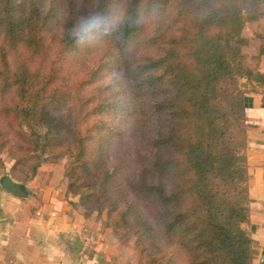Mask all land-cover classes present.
I'll return each instance as SVG.
<instances>
[{
  "label": "trees",
  "instance_id": "16d2710c",
  "mask_svg": "<svg viewBox=\"0 0 264 264\" xmlns=\"http://www.w3.org/2000/svg\"><path fill=\"white\" fill-rule=\"evenodd\" d=\"M263 1L117 0L131 17L118 38L113 36L122 48H131L120 52L121 58L132 60L125 67L126 79L152 103L154 133L148 156H139L134 187L143 214L151 219V224L144 218L139 221L142 236L137 237L143 257L152 255L150 264H173L177 253L184 264H252L253 241L245 229L250 213L245 95L246 84L260 82L263 76L258 66L247 63L241 47L243 24L246 18L262 17ZM112 2L87 0L86 12L105 13ZM154 5L163 13L157 27L132 22ZM12 8L13 1L0 0V43L5 41L11 50L3 56L0 91L16 99L2 103V119L7 116L18 124L22 141V129H28L32 143H41L51 161L68 158L66 172L80 187L79 203L87 215L110 206L117 210L109 201L110 177L101 139L96 147L90 146L92 133L105 127L89 118L99 117L107 105L88 99L64 117L57 106L62 87L55 85L61 67L30 71L23 63L29 58L17 56L22 47L19 56L62 61L69 48H76L75 41L65 37L63 28L59 32L49 28L48 15H39L34 8L21 29ZM34 15L39 25L34 26ZM58 61L52 64L60 65ZM12 131L9 128L6 135L12 136ZM96 169L98 175L92 173ZM112 212L107 214L110 226L117 229L129 223L125 211L116 220ZM161 244L170 249L163 250Z\"/></svg>",
  "mask_w": 264,
  "mask_h": 264
},
{
  "label": "rangeland",
  "instance_id": "374dc122",
  "mask_svg": "<svg viewBox=\"0 0 264 264\" xmlns=\"http://www.w3.org/2000/svg\"><path fill=\"white\" fill-rule=\"evenodd\" d=\"M11 1L15 5L12 10L16 11L15 14L18 16L19 25H22L21 29L23 30L27 25L25 24L26 15L33 8L38 9L39 15H48V27L56 32L62 29L57 21L58 15L62 18L71 19L87 10V0ZM261 7L263 17L264 1ZM262 17L246 18L242 28L244 42L241 47V53L246 56L247 63L253 67L258 66L260 51V41L255 37L253 22L258 21ZM36 19L37 16L34 15V26L40 24ZM45 32L42 30L41 35L46 36ZM41 35H38V32L36 33L37 38ZM0 37L2 36L0 35ZM75 46L76 48L73 49L71 47L66 51L68 56L62 61L52 58V62L49 61L47 63V61L42 60L40 55L31 56V54L27 55V53L19 56L18 53L23 49L22 47L17 51V56L21 60L25 57L29 58L23 63L27 62L29 64L30 71L36 68L43 73V69L56 70L57 67H61L62 74L58 80L56 78L57 82L55 85L58 84L59 87H62V92L57 96L60 100L57 106L60 107L64 117L68 118L69 112L73 111L76 106L83 105V102L88 99L99 100V102L102 101L103 104L107 105L108 108L99 117L90 116L89 118L90 123L101 121L105 127L100 132L92 133L93 142L90 146L96 147V141L101 139L102 158L105 161L110 177L109 201L112 200L116 207L118 206V209L116 210L115 207L110 206L108 209L105 208L100 212L96 211L91 214L96 215L101 220L105 230L111 233L108 237L112 240L115 239L121 251L126 253L122 264H150L152 255L149 253L143 257V250L138 245L137 237L142 236L141 229H139V221L144 218L151 224V219H148L143 214L144 207L135 198L134 187L137 182L138 168L141 164L139 156H148V143L154 133L151 100L143 91L136 89L126 79L125 67L132 60L130 56H128L130 58H121L120 52L123 50L125 52V49L130 51L131 48L129 46L122 48V44L115 37L107 35L104 39L100 37L89 43L75 41ZM7 49H9L8 44L2 41L0 43V68L3 65V56L11 51H7ZM53 61L54 63H57V61L58 64L61 63L56 66L52 64ZM251 85L248 86L246 84L248 90H250ZM11 99L16 102L15 97L10 92L3 95V92L0 91V107L4 105L2 104L3 102ZM9 128L13 129L11 132L13 133L12 136L6 135ZM44 130L43 128H37V131L41 134L44 133ZM22 131L23 141L17 136L18 132L21 133L18 124L7 116L2 119L0 114V174H10L13 169L17 173L18 179L26 181L35 175L37 168L41 164L59 163L63 166V177L66 181L67 191L75 194L76 205L85 213H88L79 203V185L74 183L66 172L68 158L62 157L54 162L51 161L50 157L52 156L48 152L43 153L41 151V143H32L33 138L29 130L23 128ZM75 171H78V169L76 168ZM80 172L82 175L84 174L83 171L80 170ZM92 173L98 175L99 170H93ZM104 189L107 190V184L104 185ZM129 205L133 207L132 210L129 209ZM109 209L113 211L112 217L115 220L119 218L121 212L125 211L126 220L129 223L117 229L110 226L107 221ZM134 211V214L131 213ZM161 246L165 251L170 249L163 244ZM174 256L173 264H184V260L178 253Z\"/></svg>",
  "mask_w": 264,
  "mask_h": 264
},
{
  "label": "crops",
  "instance_id": "0c3cea01",
  "mask_svg": "<svg viewBox=\"0 0 264 264\" xmlns=\"http://www.w3.org/2000/svg\"><path fill=\"white\" fill-rule=\"evenodd\" d=\"M260 41L258 72L245 95L247 121V185L249 223L245 229L253 241L252 264H264V16L253 22ZM14 171V173H13ZM3 174H0V177ZM13 180L31 190L27 199L15 198L0 187V264H122L126 253L108 237L101 220L76 205L67 191L63 166L41 164L31 178ZM93 233L94 245L83 250L82 235Z\"/></svg>",
  "mask_w": 264,
  "mask_h": 264
},
{
  "label": "clouds",
  "instance_id": "9594fccd",
  "mask_svg": "<svg viewBox=\"0 0 264 264\" xmlns=\"http://www.w3.org/2000/svg\"><path fill=\"white\" fill-rule=\"evenodd\" d=\"M162 18V11L154 5L146 15L137 16L132 22L136 24L144 23L155 28ZM57 21L64 29V35L67 39L89 43L105 34L117 36L129 24L131 17L127 7L122 2L113 0L105 13L89 10L71 19L62 18L58 15Z\"/></svg>",
  "mask_w": 264,
  "mask_h": 264
},
{
  "label": "water",
  "instance_id": "95a60500",
  "mask_svg": "<svg viewBox=\"0 0 264 264\" xmlns=\"http://www.w3.org/2000/svg\"><path fill=\"white\" fill-rule=\"evenodd\" d=\"M0 187L7 194L15 198L27 199L31 195V190L24 183L13 180L8 173L0 177Z\"/></svg>",
  "mask_w": 264,
  "mask_h": 264
},
{
  "label": "built area",
  "instance_id": "2783aa9c",
  "mask_svg": "<svg viewBox=\"0 0 264 264\" xmlns=\"http://www.w3.org/2000/svg\"><path fill=\"white\" fill-rule=\"evenodd\" d=\"M97 241V237L93 233H86L82 235L83 250L86 251L89 247L94 245Z\"/></svg>",
  "mask_w": 264,
  "mask_h": 264
}]
</instances>
